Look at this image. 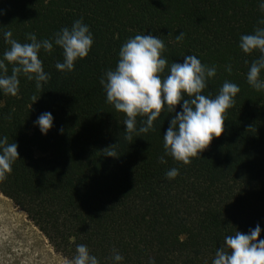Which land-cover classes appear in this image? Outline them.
I'll return each instance as SVG.
<instances>
[{
  "label": "trees",
  "instance_id": "obj_1",
  "mask_svg": "<svg viewBox=\"0 0 264 264\" xmlns=\"http://www.w3.org/2000/svg\"><path fill=\"white\" fill-rule=\"evenodd\" d=\"M80 19L94 43L74 71L61 72L55 33ZM261 19L259 0H0V58L10 47L6 31L22 44L34 33L54 45L39 54L50 74L41 89L21 73L17 96L0 92V137L16 142L20 155L0 193L68 260L84 244L100 264H113V250L121 264H212L226 235L259 224L264 239V91L247 82L260 53L239 47L241 35L264 27ZM149 33L166 45L169 65L196 55L217 68L204 95L215 98L225 81L240 87L225 131L190 164L165 155L163 134L175 113L163 111L154 130L128 140L126 114L107 103L100 84L121 46ZM46 111L54 126L44 135L33 122ZM144 119L137 117V128ZM172 168L179 175L170 180Z\"/></svg>",
  "mask_w": 264,
  "mask_h": 264
},
{
  "label": "clouds",
  "instance_id": "obj_2",
  "mask_svg": "<svg viewBox=\"0 0 264 264\" xmlns=\"http://www.w3.org/2000/svg\"><path fill=\"white\" fill-rule=\"evenodd\" d=\"M259 9L264 12V0H259ZM264 24V19L259 21ZM12 32L3 33L5 42L10 47L0 58V92L17 96L19 94L22 73L28 80H35L39 90L50 79L43 62L39 58L41 49L51 54L54 50L53 41L38 40L34 33L26 34L30 43H20L12 38ZM184 33L176 36L177 42L182 41ZM94 43L93 33L82 19L74 21L71 28L64 27L54 36V44L63 49V62L55 67L61 72H72L75 62L88 56ZM240 49L251 54L260 53L253 60L247 72V82L256 91H264V27H256L251 34L240 36ZM164 42L151 33L135 35L129 38L119 50V59L114 69H109L100 79L106 92V101L116 111L126 114L123 124L126 126V139L131 140L132 134L148 133L154 130L156 121L163 111L175 113L169 120V127L163 134L165 155L171 156L183 164H190L192 158L201 156L214 138L225 131L224 123L227 110L235 105V97L240 87L225 81L215 98L204 95L208 81L216 76L217 68L209 67L201 62L196 55L183 56V62L173 61L168 64ZM12 64L11 75H7ZM167 69V74L166 73ZM225 70L232 71L231 65ZM33 102L37 97L33 96ZM137 117H144L142 126L137 128ZM40 132L47 135L54 126L51 112H43L33 122ZM63 132V129H60ZM110 157H117L115 151L106 152ZM20 158L18 144L9 143L8 137H0V183L12 172V165ZM161 163L167 161L162 156ZM179 175L177 168L166 172L168 179ZM262 229L259 224L248 233L237 230L234 235H226L224 244L217 248L212 264H264V239L260 237ZM113 264H121L123 255L113 250ZM67 264H100L84 244L76 246V255ZM155 264V260H150Z\"/></svg>",
  "mask_w": 264,
  "mask_h": 264
},
{
  "label": "rangeland",
  "instance_id": "obj_3",
  "mask_svg": "<svg viewBox=\"0 0 264 264\" xmlns=\"http://www.w3.org/2000/svg\"><path fill=\"white\" fill-rule=\"evenodd\" d=\"M22 209L0 193V264H67Z\"/></svg>",
  "mask_w": 264,
  "mask_h": 264
}]
</instances>
